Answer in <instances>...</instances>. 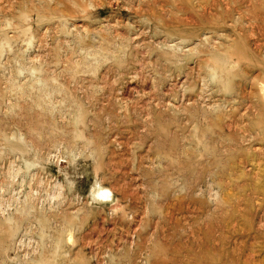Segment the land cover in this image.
I'll list each match as a JSON object with an SVG mask.
<instances>
[{"label":"rangeland","instance_id":"374dc122","mask_svg":"<svg viewBox=\"0 0 264 264\" xmlns=\"http://www.w3.org/2000/svg\"><path fill=\"white\" fill-rule=\"evenodd\" d=\"M0 264H264V0H0Z\"/></svg>","mask_w":264,"mask_h":264}]
</instances>
